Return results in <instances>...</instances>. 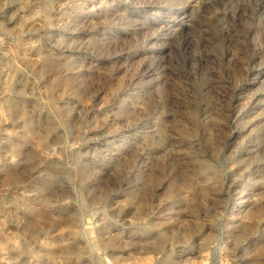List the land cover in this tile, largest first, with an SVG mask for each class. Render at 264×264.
Wrapping results in <instances>:
<instances>
[{
	"label": "rangeland",
	"instance_id": "374dc122",
	"mask_svg": "<svg viewBox=\"0 0 264 264\" xmlns=\"http://www.w3.org/2000/svg\"><path fill=\"white\" fill-rule=\"evenodd\" d=\"M0 264H264V0H0Z\"/></svg>",
	"mask_w": 264,
	"mask_h": 264
},
{
	"label": "bare ground",
	"instance_id": "6f19581e",
	"mask_svg": "<svg viewBox=\"0 0 264 264\" xmlns=\"http://www.w3.org/2000/svg\"><path fill=\"white\" fill-rule=\"evenodd\" d=\"M190 2H192V1H190ZM198 3V2H197ZM191 4V3H190ZM192 4H194V3H192ZM190 6V5H189Z\"/></svg>",
	"mask_w": 264,
	"mask_h": 264
}]
</instances>
